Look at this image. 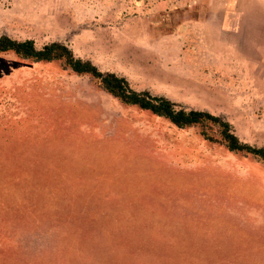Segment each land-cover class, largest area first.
Instances as JSON below:
<instances>
[{
	"label": "rangeland",
	"instance_id": "rangeland-1",
	"mask_svg": "<svg viewBox=\"0 0 264 264\" xmlns=\"http://www.w3.org/2000/svg\"><path fill=\"white\" fill-rule=\"evenodd\" d=\"M0 36L62 42L264 148V0H0ZM0 264H264V164L0 54Z\"/></svg>",
	"mask_w": 264,
	"mask_h": 264
},
{
	"label": "trees",
	"instance_id": "trees-1",
	"mask_svg": "<svg viewBox=\"0 0 264 264\" xmlns=\"http://www.w3.org/2000/svg\"><path fill=\"white\" fill-rule=\"evenodd\" d=\"M0 54H12L22 61L41 64L58 63L63 70L76 76L90 77L96 87L126 107L167 120L178 129L199 127L201 136L210 143L224 146L230 153L249 156L264 164V148H257L241 142L231 130V125L221 117L205 111L186 110L162 96H153L147 91L133 90L127 80L114 73L101 72L90 61L76 58L64 43L53 41L37 48L32 40L18 41L0 36ZM215 127L218 137L211 136L206 129Z\"/></svg>",
	"mask_w": 264,
	"mask_h": 264
}]
</instances>
